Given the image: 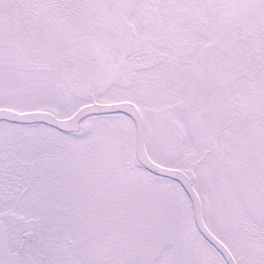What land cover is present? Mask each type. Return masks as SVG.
<instances>
[{
    "label": "snow or ice",
    "instance_id": "6c2138e0",
    "mask_svg": "<svg viewBox=\"0 0 264 264\" xmlns=\"http://www.w3.org/2000/svg\"><path fill=\"white\" fill-rule=\"evenodd\" d=\"M214 8L197 70L117 0H0L50 61L0 60V264H264V16Z\"/></svg>",
    "mask_w": 264,
    "mask_h": 264
},
{
    "label": "flooded vegetation",
    "instance_id": "af4514ba",
    "mask_svg": "<svg viewBox=\"0 0 264 264\" xmlns=\"http://www.w3.org/2000/svg\"><path fill=\"white\" fill-rule=\"evenodd\" d=\"M41 6L52 3L54 0H37ZM217 0H117L119 10L142 15L151 25L152 30L158 34L162 43L179 50V60L190 62L197 70L205 62L206 50L202 44L218 37L226 29L230 19L215 20L214 6ZM233 5V13L246 12L248 9L257 11L264 16V0H229ZM49 20L57 23L60 29L69 31L74 46L80 57L94 61L91 52L90 37L83 33H73L55 13H49ZM249 27L255 31L256 22L250 21ZM35 35L29 31L18 32L12 28L0 27V60L9 63L16 58H24L33 62L40 69L50 64L46 54L39 48L33 47ZM113 65L119 71L124 63L120 57L113 53ZM149 71L162 70L159 66L150 65ZM227 76V73L225 72ZM256 84L245 82L238 84L234 94L245 101L248 95L254 98Z\"/></svg>",
    "mask_w": 264,
    "mask_h": 264
},
{
    "label": "rangeland",
    "instance_id": "374dc122",
    "mask_svg": "<svg viewBox=\"0 0 264 264\" xmlns=\"http://www.w3.org/2000/svg\"><path fill=\"white\" fill-rule=\"evenodd\" d=\"M252 99H253L252 95L250 94L248 95L247 99L244 102H250Z\"/></svg>",
    "mask_w": 264,
    "mask_h": 264
}]
</instances>
